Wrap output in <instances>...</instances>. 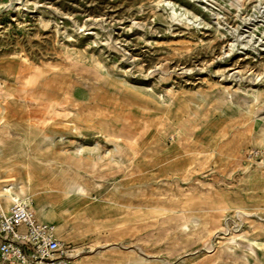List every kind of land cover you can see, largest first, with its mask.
Instances as JSON below:
<instances>
[{
  "label": "rangeland",
  "instance_id": "obj_1",
  "mask_svg": "<svg viewBox=\"0 0 264 264\" xmlns=\"http://www.w3.org/2000/svg\"><path fill=\"white\" fill-rule=\"evenodd\" d=\"M12 193L72 260L264 264V0H0Z\"/></svg>",
  "mask_w": 264,
  "mask_h": 264
},
{
  "label": "built area",
  "instance_id": "obj_2",
  "mask_svg": "<svg viewBox=\"0 0 264 264\" xmlns=\"http://www.w3.org/2000/svg\"><path fill=\"white\" fill-rule=\"evenodd\" d=\"M71 252L56 227L37 218L31 203L18 199L7 210L0 206L2 264H73Z\"/></svg>",
  "mask_w": 264,
  "mask_h": 264
},
{
  "label": "crops",
  "instance_id": "obj_3",
  "mask_svg": "<svg viewBox=\"0 0 264 264\" xmlns=\"http://www.w3.org/2000/svg\"><path fill=\"white\" fill-rule=\"evenodd\" d=\"M27 160H29L28 157H27ZM20 185H21L20 188L15 192L18 197H27V196H30V194L43 195L49 191L48 190L49 187L43 181H41V179H39L38 182H35V181H33V178L29 177L25 183H22ZM77 190L80 191L82 189L78 188ZM74 191H75V189H74ZM41 205H43L42 202H41ZM36 213H37V211H36ZM58 215H59V213H57V211L54 209V207L49 208L48 206H44L42 208V215H40L41 218H39V217L38 218L41 221L49 223L48 221H52ZM50 224H52V223H50ZM69 245L71 246V249H72L71 250L72 251L71 255H72L74 252L73 249H75L76 246L72 245L70 243H69ZM90 257L91 256H87V257L85 256L82 258H76V260H72V261H73V264H103V263H101V258H97L94 261L86 260V258L90 259Z\"/></svg>",
  "mask_w": 264,
  "mask_h": 264
},
{
  "label": "bare ground",
  "instance_id": "obj_4",
  "mask_svg": "<svg viewBox=\"0 0 264 264\" xmlns=\"http://www.w3.org/2000/svg\"><path fill=\"white\" fill-rule=\"evenodd\" d=\"M15 187H16V186H15ZM10 188H12V187H10ZM5 191L11 193V189H7V190H5ZM3 192H4V191H3ZM7 196H8V195H7ZM12 196H13V193L11 194L12 203H13L15 200H18V198H14V199H13ZM16 196H17V194H16ZM17 197H18V196H17ZM11 198H10V199H11ZM19 200H22V199H19ZM12 203H11V204H12ZM6 206H7V205H6ZM10 207H11V206H10ZM36 215H37V214H36ZM37 218H38V216H37ZM38 219H39V218H38ZM0 264H2V263L0 262Z\"/></svg>",
  "mask_w": 264,
  "mask_h": 264
}]
</instances>
